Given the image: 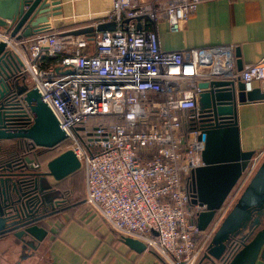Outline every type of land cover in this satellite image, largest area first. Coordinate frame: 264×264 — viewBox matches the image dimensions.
<instances>
[{
  "label": "built area",
  "instance_id": "1",
  "mask_svg": "<svg viewBox=\"0 0 264 264\" xmlns=\"http://www.w3.org/2000/svg\"><path fill=\"white\" fill-rule=\"evenodd\" d=\"M200 1L111 0L96 22L113 20L115 27L91 38L52 30L15 39L0 28L26 86L37 90L69 140L66 148L83 172L85 203L165 264H195L264 156V147L251 154L198 229L194 217L204 204L189 195V171L202 164L203 139L189 112L197 81L237 75L244 90L264 91V54L235 70L229 43L160 46L155 22L176 30ZM138 19L151 26H137Z\"/></svg>",
  "mask_w": 264,
  "mask_h": 264
},
{
  "label": "water",
  "instance_id": "2",
  "mask_svg": "<svg viewBox=\"0 0 264 264\" xmlns=\"http://www.w3.org/2000/svg\"><path fill=\"white\" fill-rule=\"evenodd\" d=\"M59 7V0H0V28L15 39L42 32L48 27V16L58 14ZM114 27V21L108 20L66 32L91 38L93 31ZM233 55L235 70H239L238 51L233 50ZM196 85L199 91L196 105L191 109V122L199 130L198 137L203 139L202 164L189 171V195L191 202L204 204L194 217L197 228L203 229L254 152L239 148L236 105L264 98V91L258 87L244 90L237 75L202 78ZM17 137L50 147L64 139L65 134L37 90L26 86L19 61L0 41V140ZM23 158L30 166L35 161L27 155ZM35 165L39 167V176L33 180V194L27 197L0 167V234L21 227L12 234L18 238L20 234L28 236V240H22L32 249L46 234L38 220L48 212H40V207L51 204L57 195H50L54 189L47 177L60 179L79 168V161L70 148H65ZM248 235L251 237L244 241ZM122 241L135 251L145 247L130 236H123ZM237 244L239 248L225 264H252L257 256L264 257V156L214 230L199 261L204 257L214 263L227 247Z\"/></svg>",
  "mask_w": 264,
  "mask_h": 264
},
{
  "label": "crops",
  "instance_id": "3",
  "mask_svg": "<svg viewBox=\"0 0 264 264\" xmlns=\"http://www.w3.org/2000/svg\"><path fill=\"white\" fill-rule=\"evenodd\" d=\"M110 3L111 0H59L60 12L48 16V27L44 31L66 32L92 24L109 9ZM136 25L148 28L151 23L138 19ZM155 29L160 46L168 50L232 44L243 67L264 54V0H202L178 29L168 30L162 19L155 22ZM98 33L93 31L92 35ZM235 116L239 148L253 151L263 148L264 98L237 104ZM47 180L54 181L50 176ZM83 193L81 179L80 194L83 196ZM73 195L75 197L76 193ZM44 227L46 234L34 249L11 233L1 236L0 263L164 264L147 247L135 251L127 246L122 241L123 236L112 230L85 202L50 215ZM198 264L219 263H211L203 257ZM252 264H264V257L257 256Z\"/></svg>",
  "mask_w": 264,
  "mask_h": 264
},
{
  "label": "flooded vegetation",
  "instance_id": "4",
  "mask_svg": "<svg viewBox=\"0 0 264 264\" xmlns=\"http://www.w3.org/2000/svg\"><path fill=\"white\" fill-rule=\"evenodd\" d=\"M189 112L191 113V110ZM42 149L43 146H37L33 144L30 139L22 137L14 138V140L9 142V145L6 148H3L0 143V167L4 168L2 169L3 172L9 173L11 181H13L20 190L24 191L26 197L33 194L34 192V190H32L33 180L39 176V167L35 165L36 162H38L36 156L41 153ZM25 155L35 158V161L32 162V166H30L29 162L24 160L23 156ZM52 200L54 201L51 204L47 203L46 205L40 207V212H48L44 218L38 220V223L43 226L46 218L56 213L66 205L60 198L56 197ZM20 228L21 227H16L9 232L0 234V237L7 233L12 234L13 231L18 232ZM22 238L24 240L29 239L28 236L20 234V238L18 239L24 244L25 241L22 240Z\"/></svg>",
  "mask_w": 264,
  "mask_h": 264
},
{
  "label": "trees",
  "instance_id": "5",
  "mask_svg": "<svg viewBox=\"0 0 264 264\" xmlns=\"http://www.w3.org/2000/svg\"><path fill=\"white\" fill-rule=\"evenodd\" d=\"M90 119L91 117L87 118V122H86V127L88 128L92 126V122H93V120L90 121ZM12 140H14V138L1 139L0 143L3 146V148L4 147L6 148L8 147L9 142ZM68 146H69V140L67 138H64L50 147H43L41 153H39V155L36 156V159L38 162H43ZM79 179L83 180V172L81 167L69 172L60 179L54 180L52 183H50V187H52L54 190L57 191L56 197L62 199L66 204L60 210L66 211L68 210V208L72 206L73 207L78 206L82 202H85L84 193L83 196L82 194H80ZM72 193H76V196L74 198H71ZM250 237L251 235H248L244 241H248ZM239 246L240 245L237 244L234 247L231 246L227 247L219 257L218 263L225 264L228 261V259L231 257V255L239 248ZM156 257L159 260H161L158 255H156Z\"/></svg>",
  "mask_w": 264,
  "mask_h": 264
},
{
  "label": "rangeland",
  "instance_id": "6",
  "mask_svg": "<svg viewBox=\"0 0 264 264\" xmlns=\"http://www.w3.org/2000/svg\"><path fill=\"white\" fill-rule=\"evenodd\" d=\"M94 120V118H91L90 121ZM40 181L42 182V184L45 183V180L44 179H40ZM79 182H81V179H79ZM57 191L56 190H53L52 192H50V195H54L56 194ZM71 198H74V195L73 197L71 196ZM72 212H69L68 214H71ZM81 213L78 214V217H80Z\"/></svg>",
  "mask_w": 264,
  "mask_h": 264
}]
</instances>
